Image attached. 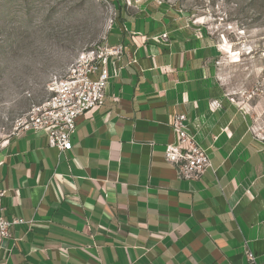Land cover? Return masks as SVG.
I'll return each instance as SVG.
<instances>
[{
  "label": "crops",
  "instance_id": "0c3cea01",
  "mask_svg": "<svg viewBox=\"0 0 264 264\" xmlns=\"http://www.w3.org/2000/svg\"><path fill=\"white\" fill-rule=\"evenodd\" d=\"M115 4L103 44L121 55L72 150L32 131L0 147V214L25 222L0 264H264V139L217 91L210 39L156 0ZM175 115L208 155L201 180L164 160Z\"/></svg>",
  "mask_w": 264,
  "mask_h": 264
},
{
  "label": "rangeland",
  "instance_id": "374dc122",
  "mask_svg": "<svg viewBox=\"0 0 264 264\" xmlns=\"http://www.w3.org/2000/svg\"><path fill=\"white\" fill-rule=\"evenodd\" d=\"M115 1L0 0V147L16 122L47 98L53 78L104 42ZM156 2L180 10L210 39L217 91L264 139V0Z\"/></svg>",
  "mask_w": 264,
  "mask_h": 264
},
{
  "label": "built area",
  "instance_id": "2783aa9c",
  "mask_svg": "<svg viewBox=\"0 0 264 264\" xmlns=\"http://www.w3.org/2000/svg\"><path fill=\"white\" fill-rule=\"evenodd\" d=\"M127 1L139 4L143 0ZM121 51L120 46L109 47L101 43L80 53L62 77L53 78L47 98L32 106L16 122L12 136L32 131L44 137L48 148L61 153L71 151V136L76 130V121L86 112L104 104L105 88L109 80L107 65L110 57H119ZM218 106L217 101L210 104L212 109ZM185 119L184 115L174 116L171 129L177 134L178 143L166 145L164 160L174 167L180 178L198 181L206 169L210 168V161L206 151L188 133ZM4 195V191H0V213ZM24 223L16 217L6 220L0 214V244L10 237L11 227Z\"/></svg>",
  "mask_w": 264,
  "mask_h": 264
}]
</instances>
